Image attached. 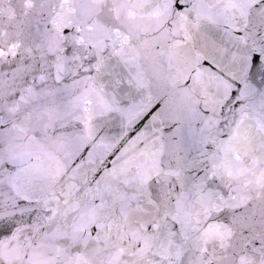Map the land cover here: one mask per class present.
Returning a JSON list of instances; mask_svg holds the SVG:
<instances>
[{
    "label": "snow or ice",
    "instance_id": "obj_1",
    "mask_svg": "<svg viewBox=\"0 0 264 264\" xmlns=\"http://www.w3.org/2000/svg\"><path fill=\"white\" fill-rule=\"evenodd\" d=\"M0 264H264V0H0Z\"/></svg>",
    "mask_w": 264,
    "mask_h": 264
}]
</instances>
